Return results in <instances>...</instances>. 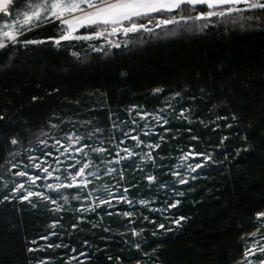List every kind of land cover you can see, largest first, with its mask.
I'll return each mask as SVG.
<instances>
[{"label":"trees","instance_id":"obj_1","mask_svg":"<svg viewBox=\"0 0 264 264\" xmlns=\"http://www.w3.org/2000/svg\"><path fill=\"white\" fill-rule=\"evenodd\" d=\"M16 3L0 22L25 10ZM235 7L245 11L194 19L212 10L197 4L151 14L139 22L186 20L131 33L120 47L56 45L63 26L44 21L0 49V264L245 262L264 232V10ZM70 137L84 149L66 171L113 168L116 179L99 181L116 182V209L131 205L132 216L108 203L78 212L83 186L28 201L12 191L18 170L38 176L32 162ZM186 153L191 170L180 169Z\"/></svg>","mask_w":264,"mask_h":264},{"label":"snow or ice","instance_id":"obj_2","mask_svg":"<svg viewBox=\"0 0 264 264\" xmlns=\"http://www.w3.org/2000/svg\"><path fill=\"white\" fill-rule=\"evenodd\" d=\"M245 4L247 9H260L264 10V0H17L16 6H22L25 10L20 13L19 18L8 22L6 19L3 23H0V49L8 47L9 43H18V36L22 35L25 30L30 31L34 25H38L41 22L47 21H59L63 26L62 32L58 38L53 39L56 45H60L61 41H73L84 40L91 41L94 38L103 37L105 35L111 36L117 33H123L127 36L129 33L138 32L144 29L147 32H151L152 29L148 28L146 24L139 21L144 18H149L153 13L159 12H173L179 10L183 5L195 6L197 4H205L208 9H212L207 12H201L195 19H210L213 16L225 17L233 13H242L245 11L243 8L235 7L239 4ZM13 5V0H0V13H3L6 17L10 15L9 8ZM220 5H232L226 10L214 11ZM191 19L192 17H188ZM181 19H185L182 15ZM248 19H252L248 17ZM151 23V19L148 20ZM175 20L162 19L159 24H173ZM81 28L90 29L88 34L78 35V30ZM24 45H34L45 43L43 40H24ZM111 44V41H108ZM114 47H120L119 44L113 45ZM99 50V49H97ZM75 55V53H74ZM162 89H155V92H160ZM177 95H179L177 93ZM35 99V98H34ZM3 119V117H0ZM235 119V117H233ZM167 123V121H165ZM195 139V138H194ZM13 145L17 144L16 139H12ZM158 147V145H156ZM15 167V165H13ZM37 168L40 165H36ZM88 165L85 164L81 167L77 175H83L85 168ZM196 167H200L199 164ZM44 172L48 176L52 173L45 168ZM17 176H27V172H18ZM40 179L39 176H33L31 183L35 184V181ZM150 180L155 179L149 177ZM73 183L67 185H56V189L59 190L62 187L72 188L76 181V176H71ZM183 182V181H181ZM85 182V186H86ZM49 188L52 185H48ZM13 192H20V198L28 201L30 197L37 196L44 199H50L43 193L29 191L25 188L23 183L17 184L13 189ZM26 193V194H25ZM8 197H5L7 200ZM67 197H64L67 202ZM56 204L55 200L51 201ZM106 203V201H101ZM174 206V205H173ZM125 215H129L125 213ZM257 220L264 218V211L256 214ZM163 227V225H160ZM135 234V233H134ZM256 236V233H252ZM46 238V237H45ZM51 247V245H49ZM32 251V249H29ZM264 254V245L259 244L257 241L252 248L246 249L245 259L247 264H252L251 260H248V256H254L256 253ZM43 264V262H41ZM259 264H264V260H261Z\"/></svg>","mask_w":264,"mask_h":264},{"label":"rangeland","instance_id":"obj_3","mask_svg":"<svg viewBox=\"0 0 264 264\" xmlns=\"http://www.w3.org/2000/svg\"><path fill=\"white\" fill-rule=\"evenodd\" d=\"M205 5V4H204ZM225 5H220L219 7H222ZM216 11H220V10H216ZM155 14V13H153ZM200 14H197L196 16H194L193 18L195 19V17L199 16ZM20 16V15H19ZM19 16L12 18V20L19 18ZM165 19V18H155L154 20H151L152 22L149 23L148 20H145L143 23L147 25L148 28H151L152 31H154L157 28L163 27V26H167L164 24H159V21ZM171 20H175L176 22H179L180 19L178 18H170ZM8 20V19H7ZM11 20V21H12ZM183 20H186L183 19ZM5 20L1 21L0 23H3ZM8 20V22H11ZM36 26V25H34ZM80 30V29H79ZM78 30V31H79ZM144 30V29H141ZM145 31V30H144ZM78 35H83V34H79ZM88 34V33H86ZM131 34V33H129ZM128 34V35H129ZM127 35V36H128ZM124 37H126L123 33H117L115 35H105L103 37H99V38H94L98 39L97 45L100 46H113L115 44H121V42H123ZM108 41H111L112 43L109 44ZM84 146V145H83ZM83 146H80L78 140L76 138H68V142L64 143V142H55L52 149L54 150L53 153H49L48 158L45 157H41L39 159H36V161H33L32 164L34 165V168L37 169L36 165H40L39 167V177L40 179H37L35 181V184L31 183V178L33 176H37L34 175L32 173H28L27 176H23L22 181H20L19 183H23L25 185V188H27L29 191H33V192H39V193H43L45 192L46 189H49L48 185H52L51 188H56V185H67L70 183H73V181L71 180V176H76V181L74 183V185L77 186H83V191L80 195L81 196V202L85 203L86 208H82V209H78V212L82 213H86L88 212V210H95L96 206H98L99 204H101V201H106V203H108V210H111L110 212L113 213H117L119 214L120 212H122L124 215L125 213H128L129 215H125V216H132L133 214V206L126 204V208L124 210H118L116 209L118 206V202L121 200V196H119L117 194V189L114 188V185L116 184V182H111V183H103L100 182L99 179L101 178V176H105V173H108L111 175V173H113V178L116 179L117 175H115V170L111 167H106L103 168L105 169V171L100 172L99 168L98 171L95 170V172L93 171H89V166L87 168H85L83 175H77V173L79 172L81 167H84L85 164H87V162L83 163V165H81L78 169V172L76 174H72L70 173V171H66L69 170V168L72 166V164H66V161H71V162H77L79 161L78 159H76L75 154L76 152H79L80 150H83ZM122 148V147H120ZM128 153H130V151H128ZM183 164H181V170L186 169L189 170L191 168V160L190 158L192 157V155L190 153H186L183 154ZM88 165V164H87ZM47 168L52 175L48 176L47 173L44 172V169ZM63 170V171H60ZM191 170V169H190ZM18 172H25L23 170H18ZM93 178H95L97 180V182H93L94 187L95 188H90L88 187V184L92 182ZM85 182L86 186H85ZM18 183V184H19ZM26 194V193H25ZM34 197V196H33ZM39 198V197H38ZM56 206V205H54ZM259 241V244L264 245V232L258 236L255 240V242L249 247L252 248V246ZM256 254H260V253H256ZM260 256L263 257L262 260H264V254H261ZM248 260L252 261V264H259L258 261L256 262V259L252 258V256H248L247 257ZM243 264H247V261L245 260V262Z\"/></svg>","mask_w":264,"mask_h":264}]
</instances>
